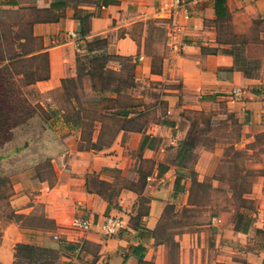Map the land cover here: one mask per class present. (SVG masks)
Returning <instances> with one entry per match:
<instances>
[{
	"label": "crops",
	"instance_id": "0c3cea01",
	"mask_svg": "<svg viewBox=\"0 0 264 264\" xmlns=\"http://www.w3.org/2000/svg\"><path fill=\"white\" fill-rule=\"evenodd\" d=\"M180 1L173 8L172 0H0V64L46 58L47 74L27 84L40 94L76 74V56L94 37L106 40L108 53L131 59L135 80L160 90L154 120L141 129L120 125L105 147H78L73 135L58 152L26 161L24 150L6 145L0 264H23L15 256L22 243L54 249L53 264H264V54L251 60L235 39L258 26L264 40V0H224L219 17L215 0ZM236 86L246 91L239 99L230 95ZM216 99L240 120L239 146L261 171L238 195L231 186H208L231 200L228 209L212 211L217 197L201 201L202 187L194 184L206 177L219 183L214 152L199 149L188 168L195 145L184 142L193 143L196 133L187 115L202 114ZM107 215L122 220L112 235L72 226L76 216ZM171 219L182 224L164 233Z\"/></svg>",
	"mask_w": 264,
	"mask_h": 264
},
{
	"label": "rangeland",
	"instance_id": "374dc122",
	"mask_svg": "<svg viewBox=\"0 0 264 264\" xmlns=\"http://www.w3.org/2000/svg\"><path fill=\"white\" fill-rule=\"evenodd\" d=\"M230 25V21L224 23L225 27ZM257 28L235 37L251 60L257 58L252 56L264 54V40L258 39ZM99 46L91 44L92 51L78 52L82 56L77 61L76 74L67 77L69 80L64 82V89L61 85L60 89L45 95L34 86H27L32 76L45 73L44 57L38 59V63L29 58L28 61L0 64V152L6 149V145L9 150L22 149L27 161L43 150L58 152L64 139L73 135L78 147L102 148L113 142L120 125L141 129L150 119L154 120L157 114L154 105L159 100L160 90L142 79L135 80L130 58L112 55L105 50L106 47ZM11 49L10 53L16 52ZM247 65L252 67L256 63L251 61ZM261 67L264 68V62L260 63ZM147 101H150L148 105ZM213 104L202 114L187 115L189 122L196 123L192 128V132H196L192 137L195 152L187 166L192 168L199 149L214 152L210 161L219 183L214 185L212 179L206 177L203 183L194 186L202 187L201 201L207 200L209 195L217 197L218 205L211 208L216 211L224 204H230L231 200L219 187L211 191L208 186H231L235 190L233 195H238L240 188L251 186L257 171L261 170L252 166L253 153L239 146L241 123L228 109L226 100L216 99ZM132 112L137 113L128 122V115ZM133 178L132 174L129 175L127 182ZM192 179L195 180L194 173ZM1 185L4 188L9 186L8 180L2 179ZM0 194L5 196L6 190ZM220 197L225 198L224 201L219 200ZM234 201L239 204L238 197ZM171 220L165 223L164 233L167 228L182 224L178 219ZM19 262L26 264L22 258Z\"/></svg>",
	"mask_w": 264,
	"mask_h": 264
},
{
	"label": "trees",
	"instance_id": "16d2710c",
	"mask_svg": "<svg viewBox=\"0 0 264 264\" xmlns=\"http://www.w3.org/2000/svg\"><path fill=\"white\" fill-rule=\"evenodd\" d=\"M215 11L216 15L219 17L221 15H226V10L224 6V0H215ZM91 44L94 45H99L100 48L106 47V40L101 37H94L92 40H90L87 43V46L84 48L85 51H92L93 47H91ZM83 50V51H84ZM106 50V49H105ZM107 53V52H106ZM83 54V53H81ZM45 56V54H44ZM82 55L78 54L76 56V61L81 57ZM129 59V57H126ZM45 63H46V58H45ZM132 68H134V63L132 62ZM111 71V70H110ZM47 74V68L45 70V73L42 76H45ZM69 80V78H62L61 80V85L62 88L64 89V82ZM33 80H30L32 82ZM28 82V83H30ZM184 145L186 146H191L193 143H187L184 142ZM15 256L16 258L21 257L24 259L28 264H53L52 260L56 257V252L52 248H45L41 246H36L32 244H16L15 246Z\"/></svg>",
	"mask_w": 264,
	"mask_h": 264
},
{
	"label": "built area",
	"instance_id": "2783aa9c",
	"mask_svg": "<svg viewBox=\"0 0 264 264\" xmlns=\"http://www.w3.org/2000/svg\"><path fill=\"white\" fill-rule=\"evenodd\" d=\"M180 0H172V7L176 8L180 5ZM70 36L74 38L76 41V46L78 45V37L71 33ZM79 47V46H78ZM81 49V48H80ZM245 88L241 86H236L232 88L230 95L233 98H241L245 94ZM250 137H246L244 141H248ZM72 226L80 229L82 231H87L89 229H92L94 227H97L101 232H103L105 235H112L116 233L121 227H122V220L118 216L113 215H107L102 220H96L93 221L89 219L88 217H79L76 216L72 220ZM54 237H57L54 235Z\"/></svg>",
	"mask_w": 264,
	"mask_h": 264
}]
</instances>
